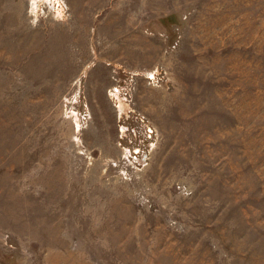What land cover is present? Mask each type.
<instances>
[{
	"label": "rangeland",
	"instance_id": "obj_1",
	"mask_svg": "<svg viewBox=\"0 0 264 264\" xmlns=\"http://www.w3.org/2000/svg\"><path fill=\"white\" fill-rule=\"evenodd\" d=\"M0 264H264V0H0Z\"/></svg>",
	"mask_w": 264,
	"mask_h": 264
},
{
	"label": "bare ground",
	"instance_id": "obj_2",
	"mask_svg": "<svg viewBox=\"0 0 264 264\" xmlns=\"http://www.w3.org/2000/svg\"><path fill=\"white\" fill-rule=\"evenodd\" d=\"M13 30V29H12ZM17 31V30H16ZM15 35V34H14ZM147 48V47H146Z\"/></svg>",
	"mask_w": 264,
	"mask_h": 264
}]
</instances>
